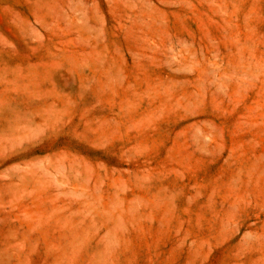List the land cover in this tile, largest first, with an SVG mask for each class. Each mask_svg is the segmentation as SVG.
<instances>
[{
	"label": "rangeland",
	"instance_id": "1",
	"mask_svg": "<svg viewBox=\"0 0 264 264\" xmlns=\"http://www.w3.org/2000/svg\"><path fill=\"white\" fill-rule=\"evenodd\" d=\"M0 264H264V0H0Z\"/></svg>",
	"mask_w": 264,
	"mask_h": 264
}]
</instances>
